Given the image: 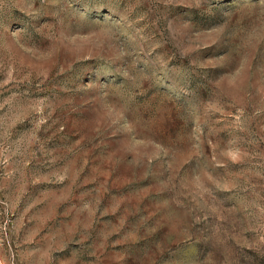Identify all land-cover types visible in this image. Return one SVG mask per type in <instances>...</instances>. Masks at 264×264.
<instances>
[{
	"label": "rangeland",
	"instance_id": "1",
	"mask_svg": "<svg viewBox=\"0 0 264 264\" xmlns=\"http://www.w3.org/2000/svg\"><path fill=\"white\" fill-rule=\"evenodd\" d=\"M0 264H264V0H0Z\"/></svg>",
	"mask_w": 264,
	"mask_h": 264
}]
</instances>
